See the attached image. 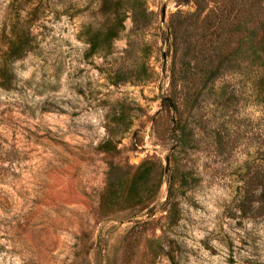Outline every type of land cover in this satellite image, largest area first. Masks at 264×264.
Masks as SVG:
<instances>
[{
	"label": "rangeland",
	"instance_id": "obj_1",
	"mask_svg": "<svg viewBox=\"0 0 264 264\" xmlns=\"http://www.w3.org/2000/svg\"><path fill=\"white\" fill-rule=\"evenodd\" d=\"M0 264H264V0H0Z\"/></svg>",
	"mask_w": 264,
	"mask_h": 264
}]
</instances>
